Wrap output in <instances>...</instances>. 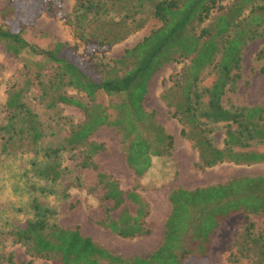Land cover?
<instances>
[{
  "label": "trees",
  "instance_id": "trees-1",
  "mask_svg": "<svg viewBox=\"0 0 264 264\" xmlns=\"http://www.w3.org/2000/svg\"><path fill=\"white\" fill-rule=\"evenodd\" d=\"M14 10L13 0L3 13L9 16ZM149 17L161 24L120 56L105 61L99 78L69 57L65 42L41 48L26 39L24 23L18 30L7 22L0 26V40L14 55L31 52L52 63V72L40 81V102L52 109L59 103L72 105L84 114L82 120L69 122L64 138L40 147L49 129L26 100L31 81L7 87L0 109V153L33 151L24 170L31 191V215L24 226L13 225L7 232L13 243L25 247L30 259L16 261L11 251L10 264H32L36 258L55 264H185L191 256L206 255L211 234L224 218L234 213L264 212V174L235 175L192 189L177 186L169 194L171 211L162 244L148 255L124 257L83 234L79 226L60 225L57 210L40 201L37 193L68 195L56 184L69 172L64 154L80 149L77 165L96 172L97 184L111 203L101 224L124 238L151 233L146 224L150 204L139 191V184L124 188L118 179L101 170L95 155L105 146L90 137L103 126L116 128L126 162L134 178L142 180L153 168L154 157L168 153L174 143L172 134L144 105L152 76L171 61L188 63L169 76L172 84L163 90L161 98L182 123V134L197 148L195 165L203 169L224 161H264V151L253 148L264 144V105L224 104L225 94L240 75L244 46L264 35V0H75L72 14H66L64 21L80 42L93 39L108 48L143 28ZM257 57H264V49ZM207 68L216 75L211 85L201 87ZM69 87L82 92L86 100L69 93ZM205 95L207 101L203 100ZM214 124L225 127L222 148L212 139ZM111 209L118 211L117 217ZM254 227L249 220L237 241V252L231 255L232 263L246 258L264 264V230L256 233Z\"/></svg>",
  "mask_w": 264,
  "mask_h": 264
},
{
  "label": "rangeland",
  "instance_id": "rangeland-1",
  "mask_svg": "<svg viewBox=\"0 0 264 264\" xmlns=\"http://www.w3.org/2000/svg\"><path fill=\"white\" fill-rule=\"evenodd\" d=\"M12 1L0 0V26L7 22L13 30H18L20 24L24 23L26 39L41 48L52 47L56 41L65 42L69 57L95 78L100 77V67L105 61L120 56L126 48L135 45L161 24L157 18L149 17L143 28L111 47L102 48L93 39L89 43H82L71 34L64 16L72 14L75 0H14V13L8 11L9 16H6L3 11L10 8ZM262 49L264 35L248 41L244 46L240 75L224 96L226 106L264 105V57H257ZM187 63V60L168 62L149 82L145 108L155 113L157 123L167 133L172 134L174 143L168 153L154 157L153 168L142 180L134 178L126 162L121 134L116 128L103 126L90 137L104 143V149L95 155L101 170L118 179L124 188L139 184V191L150 204L146 224L151 233L124 238L101 224V221L108 217L107 210L111 203L104 198V190L97 184L96 172L77 165L81 157L80 149L64 154V163L69 167V172L56 184L58 189H65L68 195L63 192L58 195L37 193L42 203H47L57 210L56 219L60 225L70 228L79 226L83 234L91 236L97 243L124 257L148 255L164 240L165 222L171 211L169 194L173 188L183 186L192 189L224 182L235 175L264 174V161L253 164L224 161L203 169L195 165L199 158L197 148L182 134V123L161 98L163 90L172 84L169 76L181 71ZM51 65L52 63L39 54L25 52L16 56L7 50L0 40V109L6 99L7 87L23 86L30 80L31 88L25 95L26 100L39 112L49 129L40 147L60 141L69 133V122L76 123L84 118L78 107L59 103L52 109L46 108L40 102V81L52 72ZM40 71L42 75L37 76ZM215 75L211 68L204 70L200 86L211 85ZM67 91L86 100V96L77 89L69 87ZM101 95L100 97L107 101V96ZM207 99L205 95L203 100ZM2 116L3 113L0 112V119ZM212 127L214 131L211 136L215 145L224 147L225 127L223 124H214ZM253 148L264 151V144L255 145ZM32 156L33 151L13 155L0 153V264H10L8 256L11 251L15 254L16 261L30 259L25 247L21 243H13L7 232L13 225L24 226L26 219L31 215V191L24 170ZM110 213L115 217L118 215L117 210L111 209ZM249 220L254 222L256 233L264 230V212L231 214L224 218L211 234L206 255L191 256L185 264H255L246 258L238 263L230 261L233 252H237V241ZM32 264L55 263L46 258H36Z\"/></svg>",
  "mask_w": 264,
  "mask_h": 264
}]
</instances>
